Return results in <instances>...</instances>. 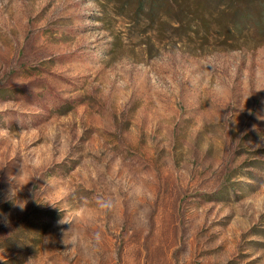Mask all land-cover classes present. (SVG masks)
Returning a JSON list of instances; mask_svg holds the SVG:
<instances>
[{
    "label": "rangeland",
    "instance_id": "obj_1",
    "mask_svg": "<svg viewBox=\"0 0 264 264\" xmlns=\"http://www.w3.org/2000/svg\"><path fill=\"white\" fill-rule=\"evenodd\" d=\"M161 1L0 0V264H264V35Z\"/></svg>",
    "mask_w": 264,
    "mask_h": 264
},
{
    "label": "trees",
    "instance_id": "obj_2",
    "mask_svg": "<svg viewBox=\"0 0 264 264\" xmlns=\"http://www.w3.org/2000/svg\"><path fill=\"white\" fill-rule=\"evenodd\" d=\"M161 0H117L121 12L126 13L138 25L146 30L154 23L160 6L170 9L169 4ZM192 13L201 22L212 4L221 8V17L227 19L235 33L243 29L253 28L258 34L264 35V0H191Z\"/></svg>",
    "mask_w": 264,
    "mask_h": 264
},
{
    "label": "clouds",
    "instance_id": "obj_3",
    "mask_svg": "<svg viewBox=\"0 0 264 264\" xmlns=\"http://www.w3.org/2000/svg\"><path fill=\"white\" fill-rule=\"evenodd\" d=\"M97 203H98L99 208H101V209H107L108 208V204L105 201H101V200L98 199ZM96 239H97V242H99L100 237H99L98 234H97Z\"/></svg>",
    "mask_w": 264,
    "mask_h": 264
}]
</instances>
